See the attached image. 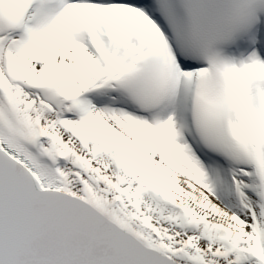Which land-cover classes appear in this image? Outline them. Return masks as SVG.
Here are the masks:
<instances>
[{"label":"snow or ice","instance_id":"obj_1","mask_svg":"<svg viewBox=\"0 0 264 264\" xmlns=\"http://www.w3.org/2000/svg\"><path fill=\"white\" fill-rule=\"evenodd\" d=\"M0 264H264V0H0Z\"/></svg>","mask_w":264,"mask_h":264}]
</instances>
